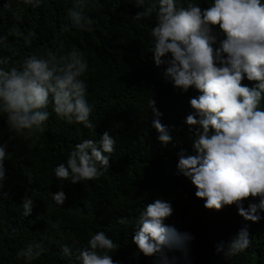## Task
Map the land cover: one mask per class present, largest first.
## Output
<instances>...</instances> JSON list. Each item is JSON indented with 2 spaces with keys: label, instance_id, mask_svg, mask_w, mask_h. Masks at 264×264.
I'll return each mask as SVG.
<instances>
[{
  "label": "clouds",
  "instance_id": "obj_1",
  "mask_svg": "<svg viewBox=\"0 0 264 264\" xmlns=\"http://www.w3.org/2000/svg\"><path fill=\"white\" fill-rule=\"evenodd\" d=\"M88 2L76 0L62 32L94 30L95 21L84 11ZM22 3L37 8L42 0ZM132 6L139 9L134 20H153L149 52L154 66H165L162 78L181 93L189 89L197 93L188 99L183 120L190 148L172 144L178 148L175 175L190 182L205 209L234 206L243 221L258 223L264 219V0H209L203 7L197 0H133ZM14 17L17 22L22 19L18 14ZM13 32L23 35L16 26L0 34V49ZM24 43L30 46L31 41L24 37ZM88 70L86 54L77 49L62 54L33 52L15 62L0 54V117L9 140L21 137L36 145L53 113L68 124L95 130L83 79ZM147 105L158 142L168 146L172 136L160 121L162 113L154 99L149 98ZM116 143L104 131L98 140L83 139L72 146L66 160L52 169L61 189L50 192L53 204L63 208L66 182L94 181L107 173ZM7 145V141L0 143V200L9 197ZM33 203L30 195L22 198L24 217L31 214ZM173 211L170 199L157 196L133 221L119 220L121 225H133L136 260L142 255L151 264H192L189 245L194 237L166 223ZM248 228L245 223L227 242H218L214 254L230 259L245 252L252 244ZM16 231L4 227L0 234L12 238ZM76 243L61 244L60 252L70 258L69 264H122L112 258L118 247L106 231L96 230L80 246ZM46 250L42 241L30 242L18 250L17 257L33 264Z\"/></svg>",
  "mask_w": 264,
  "mask_h": 264
},
{
  "label": "trees",
  "instance_id": "obj_2",
  "mask_svg": "<svg viewBox=\"0 0 264 264\" xmlns=\"http://www.w3.org/2000/svg\"><path fill=\"white\" fill-rule=\"evenodd\" d=\"M132 2L89 0L84 11L95 21L94 30L62 32L76 0H42L37 8L24 5L22 0H0V34L14 26L23 33L9 35L0 54L11 56L14 62L33 52L62 54L77 49L86 54L89 70L83 79L93 105L90 119L96 125L90 130L68 124L53 113L39 142L30 146L21 137L9 140L6 122L0 117V143L7 141L6 156L11 154L4 161L9 197L0 200V233L4 227L17 230L12 238L0 234V264H24L17 252L35 241H42L47 250L33 264H69L70 258L60 252L61 244L75 241V246H80L96 230L106 231L117 243L114 260L151 264L150 258L133 257V225H121L119 220L133 221L157 196L172 201L174 211L166 223L193 235L189 245L192 264H264V219L245 222L234 206L221 211L205 209L203 201L194 197L190 182L175 175L178 148L172 144L190 148L183 120L189 111L188 99L197 93L192 89L181 93L162 78L165 66H154L149 52L153 20H134L139 9ZM197 2L203 7L209 0ZM17 14L22 17L20 22L14 17ZM24 37L31 41L30 46L25 45ZM242 83L251 86L252 82ZM149 98L162 113L161 123L170 129L172 143L168 146L161 147L151 128ZM104 131L117 142L109 158L110 170L98 180L66 182L62 186L66 195L63 208L55 206L50 192L61 189L53 177V167L66 160L76 143L98 140ZM25 195L34 199L28 217L22 215L20 207ZM245 223L251 246L230 259L214 254V246L227 242Z\"/></svg>",
  "mask_w": 264,
  "mask_h": 264
}]
</instances>
